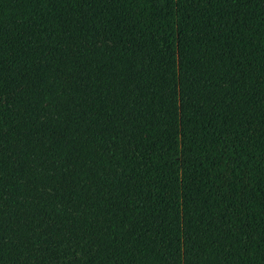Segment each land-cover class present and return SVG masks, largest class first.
<instances>
[{"label": "trees", "instance_id": "trees-1", "mask_svg": "<svg viewBox=\"0 0 264 264\" xmlns=\"http://www.w3.org/2000/svg\"><path fill=\"white\" fill-rule=\"evenodd\" d=\"M0 264H264V0H0Z\"/></svg>", "mask_w": 264, "mask_h": 264}]
</instances>
